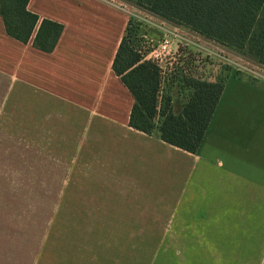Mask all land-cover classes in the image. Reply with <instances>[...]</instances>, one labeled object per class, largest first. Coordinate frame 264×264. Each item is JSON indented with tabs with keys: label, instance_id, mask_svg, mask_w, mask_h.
<instances>
[{
	"label": "crops",
	"instance_id": "crops-1",
	"mask_svg": "<svg viewBox=\"0 0 264 264\" xmlns=\"http://www.w3.org/2000/svg\"><path fill=\"white\" fill-rule=\"evenodd\" d=\"M110 1L30 0L29 11L63 25L51 53L36 49L34 36L27 44L9 37L0 16V126L13 119L14 133L28 136L30 197L61 201L41 212L61 216L51 227L91 233L92 250L78 253H89L85 264H264V66ZM142 17L162 36H177L175 48L199 77L223 83L196 153L129 126L135 99L113 63ZM1 228L0 264H22L14 247L6 254ZM48 237L28 264L44 261Z\"/></svg>",
	"mask_w": 264,
	"mask_h": 264
},
{
	"label": "trees",
	"instance_id": "trees-1",
	"mask_svg": "<svg viewBox=\"0 0 264 264\" xmlns=\"http://www.w3.org/2000/svg\"><path fill=\"white\" fill-rule=\"evenodd\" d=\"M126 1L264 66V0ZM29 2L0 0L6 33L23 44L34 36L33 46L51 53L63 25L41 20L29 11ZM113 70L135 99L129 120L131 128L145 134L158 130L165 143L188 153L198 151L223 92L222 82L199 77L195 68L188 75L178 70L180 84L189 91V96L182 109L174 113L172 98L167 96L164 100L162 96L164 79L160 66L146 60L127 35L120 43Z\"/></svg>",
	"mask_w": 264,
	"mask_h": 264
},
{
	"label": "rangeland",
	"instance_id": "rangeland-1",
	"mask_svg": "<svg viewBox=\"0 0 264 264\" xmlns=\"http://www.w3.org/2000/svg\"><path fill=\"white\" fill-rule=\"evenodd\" d=\"M119 6H123L124 10L129 12L131 8L142 10L146 13L148 10L137 6L126 0H114ZM126 1V2H125ZM153 13L149 12V15ZM156 15V14H155ZM141 16V15H139ZM144 18H148L146 15ZM135 19L131 23L127 32L128 41L139 51L145 44H158L162 39L161 33L156 29L149 27L147 20ZM147 47V45H146ZM150 47V46H149ZM221 50L231 57H236L249 65H259L248 57L242 56L234 49H229L221 45ZM142 55V54H141ZM144 57V56H143ZM189 65V72L193 70L194 64ZM215 64V61L202 59L201 64ZM191 67V68H190ZM195 68V67H194ZM179 68L165 77L162 96L171 97L173 102V111L178 113L182 102L186 101L189 91L180 84ZM189 73H187L188 75ZM217 81H220L218 79ZM39 175V172H37ZM30 151L28 136L16 135L14 133L13 119L7 118L0 126V225L1 232L5 235L6 254H15L20 257L22 264H28L31 259V253L36 243L44 233H48L47 246L49 249L43 251L46 255L44 261L40 264H85L89 258L88 254L80 258L79 249L86 246L92 250V244L87 241L88 232L57 230V226L48 223H61V216H49L42 214L45 212L46 205L60 206V200L49 199L40 200L30 197ZM39 212V213H37ZM55 217L57 220H53ZM91 236V233L88 234ZM85 249V248H84ZM129 248L119 247L118 253L129 255ZM141 248H133L134 254L140 255ZM138 250V252H134ZM86 252V251H85ZM126 258H122L120 263L126 262Z\"/></svg>",
	"mask_w": 264,
	"mask_h": 264
},
{
	"label": "built area",
	"instance_id": "built-area-1",
	"mask_svg": "<svg viewBox=\"0 0 264 264\" xmlns=\"http://www.w3.org/2000/svg\"><path fill=\"white\" fill-rule=\"evenodd\" d=\"M109 3L121 10H124L123 6H119L113 0ZM159 29L163 28L159 27ZM176 37L177 36L175 34L166 33L156 46L155 44L145 42V44L138 51L146 60L154 61L160 66L161 74L164 80L166 76L174 73L178 68H181L184 74L189 73V65L187 62L188 57L179 48H175L174 40Z\"/></svg>",
	"mask_w": 264,
	"mask_h": 264
}]
</instances>
